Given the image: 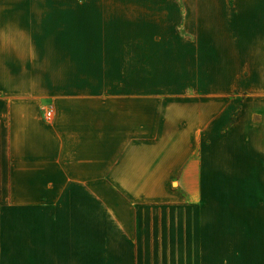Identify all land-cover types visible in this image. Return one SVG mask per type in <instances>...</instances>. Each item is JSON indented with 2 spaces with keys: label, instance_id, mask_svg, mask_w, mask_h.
<instances>
[{
  "label": "crops",
  "instance_id": "obj_1",
  "mask_svg": "<svg viewBox=\"0 0 264 264\" xmlns=\"http://www.w3.org/2000/svg\"><path fill=\"white\" fill-rule=\"evenodd\" d=\"M219 38L0 33V264H264V115L221 125Z\"/></svg>",
  "mask_w": 264,
  "mask_h": 264
},
{
  "label": "rangeland",
  "instance_id": "obj_2",
  "mask_svg": "<svg viewBox=\"0 0 264 264\" xmlns=\"http://www.w3.org/2000/svg\"><path fill=\"white\" fill-rule=\"evenodd\" d=\"M0 33H218L217 65L235 75L220 89L221 125L228 112L227 126L243 109L247 124L264 115V0H0ZM243 186L217 181L215 204H242Z\"/></svg>",
  "mask_w": 264,
  "mask_h": 264
},
{
  "label": "built area",
  "instance_id": "obj_3",
  "mask_svg": "<svg viewBox=\"0 0 264 264\" xmlns=\"http://www.w3.org/2000/svg\"><path fill=\"white\" fill-rule=\"evenodd\" d=\"M45 117L47 120H51L53 118V110L51 108L45 110Z\"/></svg>",
  "mask_w": 264,
  "mask_h": 264
}]
</instances>
